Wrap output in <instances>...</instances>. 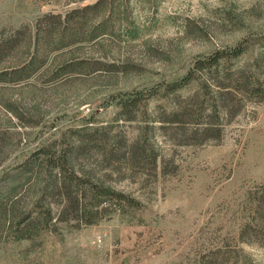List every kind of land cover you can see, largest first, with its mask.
<instances>
[{
    "label": "rangeland",
    "instance_id": "rangeland-1",
    "mask_svg": "<svg viewBox=\"0 0 264 264\" xmlns=\"http://www.w3.org/2000/svg\"><path fill=\"white\" fill-rule=\"evenodd\" d=\"M95 3L63 23L68 36L80 29L73 44L58 48L57 33L37 73L0 81V201L16 189L7 205L35 209L38 227L18 239L1 217L0 264H264V102L202 145L177 144L161 122L200 89L198 79L169 86L198 60L240 48L238 67L264 75V0H0V38L26 25L35 35L44 15ZM104 136L124 146L113 160L97 147ZM138 138L157 153L156 170L128 159ZM78 141L76 173L131 202L95 225L47 226L38 202L49 172L27 163Z\"/></svg>",
    "mask_w": 264,
    "mask_h": 264
},
{
    "label": "trees",
    "instance_id": "trees-1",
    "mask_svg": "<svg viewBox=\"0 0 264 264\" xmlns=\"http://www.w3.org/2000/svg\"><path fill=\"white\" fill-rule=\"evenodd\" d=\"M98 3L83 10H74L66 16L44 15L37 22L35 35L33 32L29 34L31 29L28 25L7 35L2 32L0 62L7 58L17 62L10 71L0 72V81L19 82L31 78L39 70L38 64L44 60L40 47H51L57 33H61L57 42L58 48L71 45L70 37L74 34L76 36L80 29L75 28L72 35L68 36L64 31L62 33L63 23L65 20L67 22H70V19L77 20L81 11L97 9ZM34 46L35 50L32 52ZM243 52L244 49L240 48L228 52L219 51L198 60L183 79L169 85L172 90L177 91L196 79L201 82L198 92L187 98L176 111L165 113L161 121L173 130L171 137L177 144L202 145L219 141L223 137L224 127L240 116L248 105L264 102V75H259L258 65L253 63L251 67L241 68L233 61ZM64 69L67 71L66 75H70L74 72V64H66ZM136 101L132 100V103L136 104ZM165 127L166 125L162 126ZM99 142L97 143L99 150L100 148L109 150L112 160L124 148L117 138L104 136ZM85 146L80 141L67 144L61 150L56 146H47L37 151L27 163L31 165L35 160L38 165L39 163L44 165L49 172V180L44 184L38 202L39 204L41 202L38 213L45 218L46 221L42 222L47 226L50 224L53 226L55 222H76L79 226L95 225L107 218L113 210L131 202L126 196L109 188L89 184L76 173L74 160L70 155L84 151ZM125 148L130 156L128 159L134 165L157 169L158 155L142 138H138ZM15 191L16 189L9 194L10 196L0 201V219L2 217L1 222H12L15 227V238L28 239L38 230L37 220L33 217L36 210L24 211L21 208V213L17 209V204L7 205L14 197ZM17 211L20 214L16 215Z\"/></svg>",
    "mask_w": 264,
    "mask_h": 264
}]
</instances>
